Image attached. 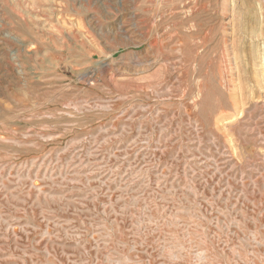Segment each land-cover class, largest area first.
Instances as JSON below:
<instances>
[{
  "label": "rangeland",
  "instance_id": "obj_1",
  "mask_svg": "<svg viewBox=\"0 0 264 264\" xmlns=\"http://www.w3.org/2000/svg\"><path fill=\"white\" fill-rule=\"evenodd\" d=\"M0 264H264V0H0Z\"/></svg>",
  "mask_w": 264,
  "mask_h": 264
}]
</instances>
